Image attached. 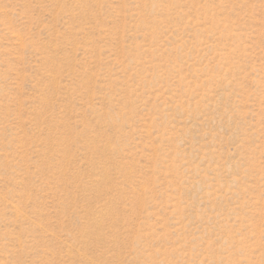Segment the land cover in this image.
Returning <instances> with one entry per match:
<instances>
[{
  "label": "rangeland",
  "instance_id": "374dc122",
  "mask_svg": "<svg viewBox=\"0 0 264 264\" xmlns=\"http://www.w3.org/2000/svg\"><path fill=\"white\" fill-rule=\"evenodd\" d=\"M0 264H264V0H0Z\"/></svg>",
  "mask_w": 264,
  "mask_h": 264
}]
</instances>
